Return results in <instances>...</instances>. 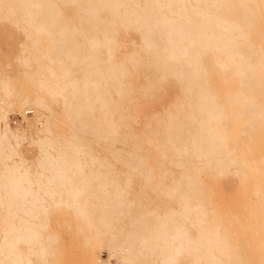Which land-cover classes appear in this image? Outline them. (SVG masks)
<instances>
[{"label":"bare ground","instance_id":"6f19581e","mask_svg":"<svg viewBox=\"0 0 264 264\" xmlns=\"http://www.w3.org/2000/svg\"><path fill=\"white\" fill-rule=\"evenodd\" d=\"M0 12L33 35L28 50L47 39L44 65L23 58L40 68L33 86L0 74V264H49L60 231L95 264H109L102 249L122 264H264V0ZM129 29L152 75L140 83V54L117 39ZM18 108L35 114L12 126Z\"/></svg>","mask_w":264,"mask_h":264},{"label":"rangeland","instance_id":"374dc122","mask_svg":"<svg viewBox=\"0 0 264 264\" xmlns=\"http://www.w3.org/2000/svg\"><path fill=\"white\" fill-rule=\"evenodd\" d=\"M69 10L70 11H68L67 13H69L70 16L75 10L74 4L69 7ZM15 17L16 13L6 15L3 12H0V74L11 80L14 86L19 87L20 89H23V91H25L35 84L34 75L37 71L40 70V68L25 65L24 56L30 55L29 57L32 58V62L34 64L40 63L44 65L47 60L41 55V49L43 47L42 43H45L47 39L45 38L46 32L44 31L43 36L40 38L41 44L38 49L28 50L27 48L33 47V35L30 36L29 31L17 24V22L15 21ZM84 32L86 36L91 37L89 33L85 31V28ZM120 34H125L124 39L117 38L121 45V49L137 51L140 54L138 68L130 73L134 74L133 76H140L139 83L144 82V79L146 77L150 78L152 75L151 72L148 70V64H146L147 56L145 55V53L138 51L142 43L140 39V34L134 29H129L125 32L120 31ZM76 37H80L79 34H77ZM99 37H101L100 34ZM103 50L104 49L101 48L99 51H97V54L102 59H104L105 57V52ZM143 77L145 78L143 79ZM11 98V101L15 100L14 96H11ZM166 105L167 102L165 103V106ZM27 109H31L32 111L31 113H28L29 117L35 114L33 108ZM11 125L16 126V124ZM34 154L35 150L33 148L25 150V155L28 158H32ZM100 155L103 156L102 153H100ZM49 209L51 210V214H49V217L51 218V226L49 227V230H59L57 219L63 217L64 215L62 213L57 214L55 212L56 209L52 206L49 207ZM60 233L61 236H59L54 242L55 255H53L52 258L49 257V264H95L93 262V257L91 253L89 252L88 256V251L86 252L83 247H80L78 243L79 240L76 237V233L72 232V235L71 233L68 234L64 231H60ZM98 257L100 258L99 260H102V262L108 261L109 264H122L121 255L116 254L114 256H111V258H108L109 256L106 249H102L101 252L98 253Z\"/></svg>","mask_w":264,"mask_h":264},{"label":"built area","instance_id":"2783aa9c","mask_svg":"<svg viewBox=\"0 0 264 264\" xmlns=\"http://www.w3.org/2000/svg\"><path fill=\"white\" fill-rule=\"evenodd\" d=\"M31 109H26L24 111H18V110H14V111H10L9 112V123L10 124H19V123H23L26 116H28V113H31Z\"/></svg>","mask_w":264,"mask_h":264}]
</instances>
